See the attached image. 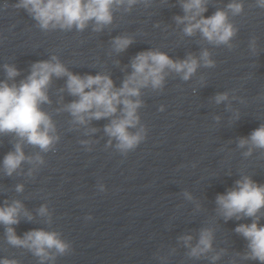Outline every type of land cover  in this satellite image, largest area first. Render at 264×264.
Wrapping results in <instances>:
<instances>
[{"label":"water","instance_id":"1","mask_svg":"<svg viewBox=\"0 0 264 264\" xmlns=\"http://www.w3.org/2000/svg\"><path fill=\"white\" fill-rule=\"evenodd\" d=\"M18 2L0 0V81L6 79L5 64L19 70L18 83L34 63L54 55L73 74H107L117 88L131 73L132 59L148 50L183 60L207 49L215 66L199 67L187 81L170 73L162 91L142 90L139 115L147 135L127 155L116 150L115 140L106 146L109 119L73 123L65 106L76 97L67 91L66 76H53L47 90L51 103L42 108L52 117L59 141L47 153L24 144L26 155L39 153L44 163L25 162L12 176L5 175L2 160L16 140L0 136V205L18 200L32 217L21 212L20 223L12 226L16 234L56 231L71 245L68 253L44 264H260L244 258L247 241L235 232L251 218L225 220L216 197L245 175L264 184V150L254 148L245 156L250 145L238 146L264 124V8L243 0L244 11L229 14L238 29L229 48L209 44L199 33L184 35L183 25L173 19L184 14L179 0H149L130 11L114 10L113 23L99 32L92 24L83 31H43L15 7ZM229 2L208 0L204 15ZM117 36H130L133 43L117 53L112 44ZM225 92L228 100L217 104L215 96ZM82 140L91 143L85 146ZM17 185L23 190L16 191ZM42 206L47 215H40ZM260 216L264 225V209ZM5 228L0 224V258L40 264L28 249L7 242ZM203 228L213 230L212 251L191 257L180 238L191 235L194 246ZM217 254L220 258L213 261Z\"/></svg>","mask_w":264,"mask_h":264},{"label":"clouds","instance_id":"2","mask_svg":"<svg viewBox=\"0 0 264 264\" xmlns=\"http://www.w3.org/2000/svg\"><path fill=\"white\" fill-rule=\"evenodd\" d=\"M255 2L256 6L264 8V0ZM138 3L148 4L149 0H19L15 7L24 9L43 31H70L73 28L83 31L92 24L93 31L99 32L113 23L114 10L124 8L125 11H130ZM179 3L184 14L174 16L173 19L177 25H183L184 35L199 33L209 44L232 47L231 41L238 29L230 20L229 14L239 16L244 11L243 0H230L224 8H217L207 17L204 14L208 11V0H179ZM132 43L133 38L130 36H117L112 41L117 53L125 51ZM255 45L253 38V51ZM130 66L131 73L117 88L107 74H73L55 55L50 60L34 63L30 74L18 83L14 81L20 75L19 70L14 65L5 64L3 67L6 79L0 81V136L12 135L16 142L14 150L3 157L4 174L12 176L25 162L34 166L44 163L39 153L35 156L26 155L25 143L38 147L41 153H47L54 150L59 141L52 117L42 108V105L51 103L47 90L53 76H66L67 91L76 97L65 106L73 123L87 125L91 120L109 119L110 123L104 127V132L110 138L106 146H111L115 140L116 150L127 155L147 135V128L141 124L139 115V109L143 106L142 90L162 91L170 73L178 74L187 81L199 67H214L215 61L207 49L202 50L199 57L190 53L183 60H173L167 53L159 50H148L138 53ZM228 98V93H219L215 96V102L220 104ZM159 110L163 111L164 106L161 105ZM90 131L95 132L96 129ZM80 143L87 146L91 142L82 140ZM249 145L245 156L251 155L254 148L264 150V124L253 130L249 137L239 140L240 148ZM87 150L91 151L90 148ZM99 189L105 191V186L100 184ZM22 190L23 185L16 186V191ZM216 204L218 213L225 220L251 218L250 224H239L235 232L247 241L244 258L264 264V225L260 224V213L264 209V184H258L250 176H242L233 188L225 194L217 195ZM22 211L29 220L32 219L18 200L10 204L5 201L0 205V224L6 226V238L10 245L28 249L40 259V264H44L46 260H55L57 255L63 256L70 251L71 245L56 231L34 229L22 237L18 236L12 226L20 223ZM39 213L47 215V208L42 206ZM180 239L190 249L189 256L199 258L212 251L213 230L201 229L194 246L191 244V235ZM219 258L217 254L211 259L215 261ZM0 264H19V261L0 258Z\"/></svg>","mask_w":264,"mask_h":264}]
</instances>
